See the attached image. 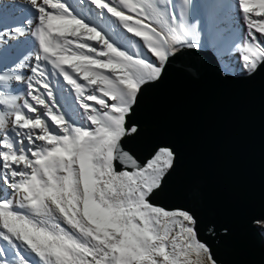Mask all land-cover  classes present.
Masks as SVG:
<instances>
[{
	"label": "snow or ice",
	"instance_id": "1",
	"mask_svg": "<svg viewBox=\"0 0 264 264\" xmlns=\"http://www.w3.org/2000/svg\"><path fill=\"white\" fill-rule=\"evenodd\" d=\"M25 3L24 24L0 31V264H218L195 214L158 200L174 151L124 147L144 89L200 47L170 0ZM238 5L245 39L218 66L251 76L264 0ZM252 223L264 231V216Z\"/></svg>",
	"mask_w": 264,
	"mask_h": 264
},
{
	"label": "water",
	"instance_id": "2",
	"mask_svg": "<svg viewBox=\"0 0 264 264\" xmlns=\"http://www.w3.org/2000/svg\"><path fill=\"white\" fill-rule=\"evenodd\" d=\"M145 88L125 149L141 160L158 147L175 153L159 202L190 209L218 264H264V67L225 75L208 48L185 49ZM219 65V66H218Z\"/></svg>",
	"mask_w": 264,
	"mask_h": 264
},
{
	"label": "rangeland",
	"instance_id": "3",
	"mask_svg": "<svg viewBox=\"0 0 264 264\" xmlns=\"http://www.w3.org/2000/svg\"><path fill=\"white\" fill-rule=\"evenodd\" d=\"M18 1L25 2V0ZM170 2L171 7H175L180 22L187 29L189 39L193 43H198L199 48H208L205 44L217 46L221 51L216 52L208 48L217 59L221 56V52H235L236 48L243 43L245 33L238 27V24L243 22L238 2L235 0H186V2L185 0H170ZM20 9L27 19L31 9H24V7ZM12 25L15 28L17 23L14 22ZM2 29L0 25V31ZM17 53V48L9 49V55L16 56ZM234 56L239 59L238 54L234 53ZM218 61L220 66L225 63L222 58ZM231 75L242 74L236 71ZM56 79L62 80V77H56Z\"/></svg>",
	"mask_w": 264,
	"mask_h": 264
},
{
	"label": "bare ground",
	"instance_id": "4",
	"mask_svg": "<svg viewBox=\"0 0 264 264\" xmlns=\"http://www.w3.org/2000/svg\"><path fill=\"white\" fill-rule=\"evenodd\" d=\"M235 1L238 2V0ZM70 2L75 4L76 0H70ZM20 7H24V9H31V6L27 5L25 2L20 3L18 0H0V25L3 27L1 31L7 28H14L12 25L14 22L15 24L17 23V26L24 24V21L26 19L24 17V14L21 12ZM173 8L175 9L174 6ZM238 27L245 33L243 23H239ZM20 39L23 41L30 38L21 37ZM8 43L10 45H16V41H8ZM13 47L17 48L16 46Z\"/></svg>",
	"mask_w": 264,
	"mask_h": 264
}]
</instances>
